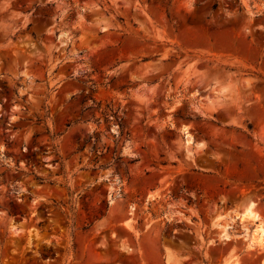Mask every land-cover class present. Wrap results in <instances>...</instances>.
Masks as SVG:
<instances>
[{
    "label": "rangeland",
    "instance_id": "1",
    "mask_svg": "<svg viewBox=\"0 0 264 264\" xmlns=\"http://www.w3.org/2000/svg\"><path fill=\"white\" fill-rule=\"evenodd\" d=\"M264 0H0V264H264Z\"/></svg>",
    "mask_w": 264,
    "mask_h": 264
},
{
    "label": "bare ground",
    "instance_id": "2",
    "mask_svg": "<svg viewBox=\"0 0 264 264\" xmlns=\"http://www.w3.org/2000/svg\"><path fill=\"white\" fill-rule=\"evenodd\" d=\"M263 234H264V229H263Z\"/></svg>",
    "mask_w": 264,
    "mask_h": 264
}]
</instances>
